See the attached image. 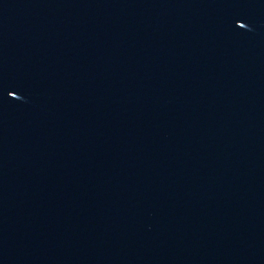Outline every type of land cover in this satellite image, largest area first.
I'll list each match as a JSON object with an SVG mask.
<instances>
[{"label":"water","instance_id":"obj_1","mask_svg":"<svg viewBox=\"0 0 264 264\" xmlns=\"http://www.w3.org/2000/svg\"><path fill=\"white\" fill-rule=\"evenodd\" d=\"M0 264H264V0H0Z\"/></svg>","mask_w":264,"mask_h":264}]
</instances>
